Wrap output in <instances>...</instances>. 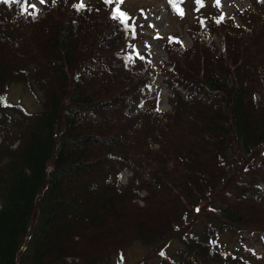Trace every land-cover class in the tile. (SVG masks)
Instances as JSON below:
<instances>
[{"label": "trees", "instance_id": "obj_1", "mask_svg": "<svg viewBox=\"0 0 264 264\" xmlns=\"http://www.w3.org/2000/svg\"><path fill=\"white\" fill-rule=\"evenodd\" d=\"M250 1L227 15L202 0L191 44L169 37L155 68L115 3L49 0L35 19L0 3V96L21 82L42 104L0 105V264H106L172 239L159 264H263L221 240L264 243V0Z\"/></svg>", "mask_w": 264, "mask_h": 264}, {"label": "rangeland", "instance_id": "obj_2", "mask_svg": "<svg viewBox=\"0 0 264 264\" xmlns=\"http://www.w3.org/2000/svg\"><path fill=\"white\" fill-rule=\"evenodd\" d=\"M31 4H36V7L42 11L43 6L49 1L45 0L44 4H40L39 0H28ZM88 0H83L87 2ZM170 0H124L119 5L120 9L129 16L135 18L141 24L140 29L141 40L137 44V50L147 53V57L155 68L161 61L167 60L166 39L171 36L179 35L186 45L191 44L189 30L194 25V20L198 14V4L195 0H185L183 4L184 16H180L177 12L174 13L169 7ZM208 5L215 3L216 0H204ZM251 5L250 0H221L219 7L227 15L234 14L238 9H243ZM176 5L173 4V9ZM151 25V26H150ZM159 71V69H158ZM156 85L160 87V109L167 111L171 109L170 97L171 93L168 86L164 84L163 76L159 75L156 79ZM41 93V92H40ZM42 94V93H41ZM6 99L14 103H22L29 110L37 111L41 109V98L34 95V93L21 82L13 83L5 93ZM128 173L123 175V182H126ZM197 219V218H196ZM191 220H194L193 218ZM201 220V219H200ZM197 219L194 223L198 222ZM202 222V220L200 221ZM199 225V223H197ZM199 229L200 226H197ZM240 235L226 231L222 237V242L228 244L230 248L238 246L241 241L242 244L252 246L256 251H264V243L256 241L255 238H245L239 240ZM164 244L165 248L160 249L159 245ZM240 244V245H242ZM180 241L163 243L157 241L149 244L145 241L139 240L127 247L121 255L112 256L106 264H159L164 258L167 259L176 253L181 247ZM163 253V255H161ZM148 257L145 261H143ZM264 264V260L259 259Z\"/></svg>", "mask_w": 264, "mask_h": 264}, {"label": "snow or ice", "instance_id": "obj_3", "mask_svg": "<svg viewBox=\"0 0 264 264\" xmlns=\"http://www.w3.org/2000/svg\"><path fill=\"white\" fill-rule=\"evenodd\" d=\"M56 0H53V3H55ZM124 2V0H105L106 4L111 5L112 3L116 4V7L112 10L111 13V19L113 20H119V22L126 28H131L133 30V32L135 31V21H133V23L130 25L128 23L129 17L127 16L126 13L122 12L120 10L119 5L122 4ZM180 3H183V0H179ZM195 2L198 5L202 6V0H195ZM221 2V0H216L217 5H219ZM0 3H4V4H15L21 12V15H31L34 19L36 18L39 9L36 7V4H29L28 0H0ZM40 4H44L45 0H39ZM170 3H173L174 5H176V0H170ZM73 7L77 10V11H81L83 10L86 6L83 3V0H80V3L78 4H74ZM29 9H31V11H29ZM196 11H198L199 9H195ZM175 11L180 15V16H184V12L183 10L176 5L175 7ZM223 20V16H221L218 20L217 23H220ZM151 26V25H150ZM137 56H139V53H136ZM141 59H143V57H140ZM128 60H132V57L129 56L127 57ZM6 101L5 97L0 96V105H3ZM159 110V109H157ZM161 255H163V253H161Z\"/></svg>", "mask_w": 264, "mask_h": 264}]
</instances>
